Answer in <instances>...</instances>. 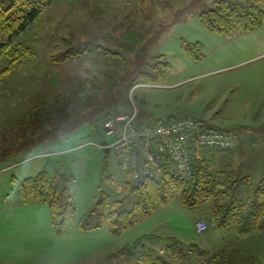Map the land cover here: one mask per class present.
Instances as JSON below:
<instances>
[{
	"label": "rangeland",
	"instance_id": "obj_1",
	"mask_svg": "<svg viewBox=\"0 0 264 264\" xmlns=\"http://www.w3.org/2000/svg\"><path fill=\"white\" fill-rule=\"evenodd\" d=\"M215 1L205 0V6H213ZM191 2L51 0L43 14L17 38L30 54L21 57L13 71L0 80V264H105L114 255L110 264H139L146 258L141 255L144 246L154 249L155 257L176 261L177 256L188 253L192 243L207 248L205 237L214 238L215 245L223 240L215 238L212 230L197 234L193 227L195 214L207 211L211 203L200 211H187L179 201L159 208L125 235L114 236L102 228L83 234L74 229L58 237L52 231L49 207L40 205L46 214L28 209L32 207L22 202L14 181L33 177L43 169L51 174L60 170L70 180L73 202L81 215L97 201L101 186L114 199H124L128 209L134 206L137 197L127 184L131 179L120 165V155L90 143L100 142L104 136L91 135L83 128L66 138L20 145L33 138L30 132L26 139H19L26 132L22 120L38 128L40 123L31 117L38 106L66 96L71 87L88 80L93 81L89 89L98 102H112L120 94L111 106L113 112L137 108L144 124L189 116L208 125L242 131L249 174L253 181L262 176L264 23L256 31L226 37L203 27L202 7L178 17ZM161 29L163 34L148 49L153 56L164 54L172 64L169 79L129 87L123 77L131 70L139 49ZM183 40L203 43L202 56L195 59L186 54ZM77 45L97 46L94 57L66 64L51 62L54 54ZM106 49L122 53L126 62L120 66L106 64ZM9 63L10 59L3 57L0 70ZM137 234L141 235L138 239L134 238ZM146 235L154 240H146ZM258 242L257 255L264 263V238ZM126 248L135 255H118ZM111 253L110 259L103 260ZM143 264L147 263L143 260Z\"/></svg>",
	"mask_w": 264,
	"mask_h": 264
},
{
	"label": "trees",
	"instance_id": "obj_2",
	"mask_svg": "<svg viewBox=\"0 0 264 264\" xmlns=\"http://www.w3.org/2000/svg\"><path fill=\"white\" fill-rule=\"evenodd\" d=\"M50 2L51 0H0V60L3 57L10 59L8 66L0 70V80L13 71L21 57L29 56V50L19 45L17 38L43 14ZM198 7H202L200 19L203 27L226 37L256 31L264 23V0H216L210 7L205 6V0H192L178 17L181 18ZM163 32L164 29L156 31L152 39L137 52L131 70L123 77L129 87L138 83L158 84L169 79L172 64L164 54L153 56L148 49ZM95 48L97 46L77 45L54 54L51 62L66 64L85 58L92 59ZM182 49L190 57L199 59L204 45L201 42L183 40ZM104 60L112 66H120L126 62L122 53L110 49H106ZM91 85H94L93 81L88 80L87 83L71 87L66 96H59L38 106L31 117L40 123L39 127L32 128L31 123L22 120L20 123L24 124L26 132H22L19 139H26L25 136L29 137L30 132L33 138L22 141L20 145H36L66 138L83 128H88L91 135L102 137V121L114 114L111 106L116 104V97L120 94L112 102L109 99L106 103L98 102L90 93ZM76 113L80 115L73 119L72 116ZM181 117L150 123H167ZM144 123L139 116L137 126ZM205 126L227 134L232 139V146H194L191 151L193 173L188 180L172 164L166 163L159 176L147 178L142 186L135 187L128 182L131 193L137 197L131 209L126 207L124 199H114L101 186L97 201L87 213L79 217L78 207L73 202L69 187L70 180L60 170L51 174L43 169L33 177L23 180L14 178V181L18 184L24 204L39 202L49 207L56 236L68 235L74 229L95 231L102 228H108L118 236L143 223L159 208L167 207L177 199L191 211L211 203L216 228L233 231L232 239H226L223 246L213 252L192 243L188 246V253L177 256L176 261L164 256L155 257L156 251H150L144 246L141 255L147 259L139 260V264H143V260L147 264H264L257 255L260 245L258 239L260 241L264 238V171L259 179L253 181L247 165L242 131L226 130L212 124ZM127 250L129 248L120 252ZM131 255L134 256V252ZM114 257L116 255L110 260L115 259Z\"/></svg>",
	"mask_w": 264,
	"mask_h": 264
},
{
	"label": "built area",
	"instance_id": "obj_3",
	"mask_svg": "<svg viewBox=\"0 0 264 264\" xmlns=\"http://www.w3.org/2000/svg\"><path fill=\"white\" fill-rule=\"evenodd\" d=\"M138 110L114 113L101 124L104 140L90 142L96 147L114 149L120 155V165L128 173L135 187L147 178L157 177L166 163L187 180L193 173L192 148H228L232 139L224 132L206 127L194 117H181L167 123H149L137 126ZM209 223L196 222L199 234L209 229Z\"/></svg>",
	"mask_w": 264,
	"mask_h": 264
},
{
	"label": "crops",
	"instance_id": "obj_4",
	"mask_svg": "<svg viewBox=\"0 0 264 264\" xmlns=\"http://www.w3.org/2000/svg\"><path fill=\"white\" fill-rule=\"evenodd\" d=\"M203 119H205V118H203ZM102 138H103V135H102ZM82 145V144H81ZM107 152H109L110 151V149H107L106 150ZM128 174V173H127ZM129 176V175H128ZM177 201H179V204L181 205V207H184V205L182 204V202H181V200L180 199H177L174 203H176ZM173 203V204H174ZM173 204H171V205H173ZM25 205H31L30 207H32V208H28V209H31V210H36L37 212H40V213H43V214H46V210H45V208H42L43 206H40V205H45V204H42V203H39V202H34V203H31V204H25ZM170 206V205H169ZM204 206H206V205H204ZM212 204H210V205H208L207 207H208V210L207 211H203V210H201V212H198L199 214H195V216H194V223H193V227H194V229H195V231H196V233L198 234V232H197V230H196V222L198 221V220H200V219H203V220H206L208 223H209V229L208 230H206L205 232H207V231H209V230H212V231H214L215 232V238H223V240L222 241H219L218 243H217V245H215L213 242H214V238H208V237H205V241L209 244L208 245V249H210V250H217V249H219L221 246H222V244H223V242H225V240H226V238L225 237H227V236H229V235H233L234 236V233H233V231H231V230H228V231H221V230H219V229H217L216 228V226H215V224H214V219H213V215H212ZM185 208V207H184ZM186 209V208H185ZM187 211H189L188 209H186ZM50 211V210H49ZM197 211H200L199 209L197 210ZM156 213V212H155ZM154 213V214H155ZM49 214H50V212H49ZM153 214V215H154ZM80 216H82L81 214H79V217ZM151 217V216H150ZM147 220V219H146ZM145 220V221H146ZM50 221H51V215H50ZM144 221V222H145ZM51 225H52V223H51ZM53 229V228H52ZM103 229H105V228H103ZM53 231V230H52ZM77 231H79V232H82V234L83 233H92L93 231H80V230H78L77 229ZM110 231V230H109ZM129 231V230H128ZM128 231L127 232H125L124 234H122V235H125L126 233H128ZM111 232V231H110ZM55 234V233H54ZM114 235V234H113ZM114 236H117V235H114ZM119 236V235H118ZM140 234H137V235H135V237L134 238H136V239H138V238H140ZM145 236V235H144ZM146 236H148V237H145L146 238V240H154V237H152L151 235H146ZM232 236V237H233ZM58 237H60V236H58ZM134 238L133 239H131V240H129V243H130V245H132L131 243L134 241ZM128 245V244H127ZM145 245V244H144ZM143 245V246H144ZM128 247H130V246H128ZM128 249V248H127ZM161 249L162 250H164L165 248L164 247H161ZM160 249V250H161ZM123 250V249H122ZM161 250V252H163ZM116 252V251H115ZM123 253H126V254H129L130 256H131V253H132V251H131V249L129 248V250H127V252H121L120 253V255H122ZM114 254V253H113ZM113 254L111 253V254H109V255H107L106 256V258H104L103 260H105V259H110V257L111 256H113ZM115 258V257H114ZM110 262H111V260H109V261H107L105 264H110ZM98 264L100 263L99 261L97 262Z\"/></svg>",
	"mask_w": 264,
	"mask_h": 264
}]
</instances>
